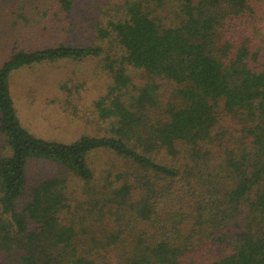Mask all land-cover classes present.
<instances>
[{
  "label": "trees",
  "instance_id": "trees-1",
  "mask_svg": "<svg viewBox=\"0 0 264 264\" xmlns=\"http://www.w3.org/2000/svg\"><path fill=\"white\" fill-rule=\"evenodd\" d=\"M256 1L127 0L103 11L99 43L14 48L0 69V264H264V38L247 17ZM88 58L110 79L85 117L97 134H32L12 72ZM98 151L120 160L101 184ZM33 161L61 167L83 198L61 175L31 181ZM204 238L216 255L201 262Z\"/></svg>",
  "mask_w": 264,
  "mask_h": 264
},
{
  "label": "rangeland",
  "instance_id": "rangeland-1",
  "mask_svg": "<svg viewBox=\"0 0 264 264\" xmlns=\"http://www.w3.org/2000/svg\"><path fill=\"white\" fill-rule=\"evenodd\" d=\"M72 1V10L64 12L59 0H0V69L11 58L15 47L35 51L59 44L99 43L97 28L105 20L103 11L110 10L115 15V7L124 6L127 0ZM254 8L255 12H249L247 17L250 23H255L253 36L263 43L264 0L256 1ZM161 83L162 95L166 97L172 86L163 80ZM109 84L99 58L62 59L25 66L14 70L10 76L11 96L21 123L37 137L62 143L97 134V126L87 124L85 117L91 115L96 101L107 93ZM1 144L0 137V149ZM91 162L100 184L105 171L117 170L120 164L118 157L105 151L95 152ZM28 173L31 181L61 175L70 182L72 194L79 200L83 198L79 181L57 165L33 161ZM197 247L195 253L201 262L216 255L207 238Z\"/></svg>",
  "mask_w": 264,
  "mask_h": 264
}]
</instances>
